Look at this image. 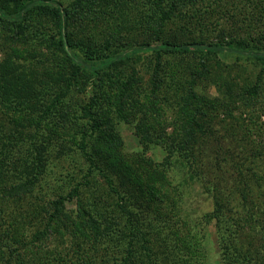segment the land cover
<instances>
[{
    "label": "trees",
    "instance_id": "1",
    "mask_svg": "<svg viewBox=\"0 0 264 264\" xmlns=\"http://www.w3.org/2000/svg\"><path fill=\"white\" fill-rule=\"evenodd\" d=\"M0 29L10 44L26 49L39 42L49 53L41 60L49 64L45 79L31 93L4 74L16 84L8 93L0 88V113L6 108L23 120L33 103L39 114L25 129L42 130L56 117L60 127L51 137L71 142L87 164L84 176L68 182L69 193L48 201L51 218L32 234L33 242H45L50 231H67L72 253L56 249L45 261H27L9 246L18 241V222L32 215L30 205H14L42 192L46 169L32 165L29 178L0 196V264H88L95 245H114L112 224L99 207L104 201L92 194L94 174L128 215L120 264H179L175 249L184 253L183 264H206L195 232L209 219L221 264H264V0H0ZM234 66L239 71L231 75ZM5 72L0 66V80ZM208 84L218 97L199 90ZM239 84L248 89L242 93ZM77 90L84 95L79 104L71 99ZM246 100L255 114L241 110ZM129 104L138 111L131 118ZM167 108L172 120L161 115ZM116 119L139 137L142 153L125 152ZM152 146L165 151L163 165L147 156ZM187 185L211 203L203 219L185 214ZM74 198L80 211L69 229L62 215ZM151 215L177 238L175 244L163 239L160 252L147 236Z\"/></svg>",
    "mask_w": 264,
    "mask_h": 264
},
{
    "label": "rangeland",
    "instance_id": "2",
    "mask_svg": "<svg viewBox=\"0 0 264 264\" xmlns=\"http://www.w3.org/2000/svg\"><path fill=\"white\" fill-rule=\"evenodd\" d=\"M48 56L49 53L46 48L39 42H35V44L28 46L26 49L18 44H10L7 40V35H5V33L0 29V66L3 71L6 69L8 72L3 73L2 80H0V88L7 93L9 90H12L13 86L16 84V80L7 76H16L19 79L18 82L20 81L18 85L19 88L22 89V93H28L29 91V93H31L33 88L36 87L35 84L40 82L41 79H45V77L41 76L46 72V66L49 64L42 63L41 60L42 58L43 60L46 59ZM12 67L15 69L14 71H12ZM236 70L237 68L234 66L232 68L231 75H235ZM15 71L17 73H25L15 74L13 73ZM238 71L239 70H237V72ZM4 74L7 76L4 77ZM226 74L227 72L216 75L218 77H224ZM251 74L255 75V72ZM181 75H184L185 77L187 76L185 71L184 74L181 73ZM243 84L248 86L246 80ZM243 84H239L237 86L242 93H244V90L248 89L247 87H244ZM37 88H39L38 84ZM263 89L261 90L262 101H264ZM199 90L212 98L219 96L217 88L210 84H208L207 87H199ZM78 91L79 90L74 92L73 96H71L72 101L77 104L84 99L83 93ZM30 105L31 106L28 107L29 110L22 115L23 120L15 118L6 108L1 110L3 114L0 113V196L5 195L7 189L11 185L13 186L14 183L15 185H19L25 179L29 178L32 165H44L46 170L41 183V185H43V193L41 191L37 192L39 194L38 199H35L34 196L30 198L27 197L25 198L26 201H23L22 203L18 201V205H14L16 209H21L24 206L27 208V205H30V209L28 211H32V215L18 222V241H10L9 246L20 250L23 254L22 258H24V260L34 261L42 259L45 261L46 258H51V255L55 254L56 249H62L66 251V253H72L71 248H73V242L70 239V233L62 231L63 235L59 232L57 236H54V231H50L53 236L50 240H46L45 242H36L35 239V242H33L32 234L38 230H43L44 227H40L43 219L45 222V220L48 221L51 218L50 215H52V211H49L50 206L48 205V201L54 199L55 195L59 193H69L72 187L68 182L73 181L74 178L78 181L79 178L84 176L87 164L83 159L82 154L74 149V145L71 142H59V137L57 135L51 137L50 133L53 131L55 132L56 127H58V129L60 127V121H58L56 117L46 120L45 125L42 126V130H37L35 129L36 127L25 129V124H27L26 122H32L39 114V112H34V104L31 103ZM164 107L165 105L160 103L159 108L161 109ZM252 107L256 108L246 100L245 103L243 102L241 110L248 115L251 114L253 109ZM36 109L39 110V107ZM167 111L168 108L165 110V113L164 111L163 113L162 111L160 113H162L161 115L164 114L165 118L172 117L173 112L171 111L173 110ZM136 113H138V111L133 109L129 104L127 108V114L129 117L131 118ZM256 114L260 115L258 112H256ZM261 114L262 121H264L263 113L261 112ZM149 117L151 119L153 118L150 114ZM168 119L172 120L173 118ZM220 119L222 120L223 116H221ZM77 123H80L79 126L84 125L82 121ZM114 124L116 125V130L120 133L124 141L125 152L142 153V144L139 137L134 134L132 128L121 119H116ZM34 130L35 134H33ZM59 131H61V133L65 132V130ZM166 131L169 132L171 129L167 128ZM65 139L68 138L66 137ZM41 151L42 155H39V152ZM147 156L150 157L156 164H164L163 160L165 159V151L160 148V146H152L147 153ZM173 166L176 167V165ZM175 170L176 169L173 168V172H171V179L174 183H176V179H178V176L175 175ZM92 178H94L91 184L93 185V197L104 201V205H100L99 207L106 217H108V222L112 224L113 230L110 237L113 241L115 240V243H113L114 245H111L112 243L110 242H107L104 245H95L90 251L93 258L88 262V264H120L123 244L125 242L127 243L129 240V238L126 237L127 227L125 225L127 224L128 215L117 205V195L109 189L103 177L98 174H94ZM186 187V196L184 197L186 201V204L184 205L185 214H191L194 219H203V217L206 214H209V211L211 210V203L209 199H206L204 195H199V191L197 189L194 190L192 186L187 185ZM31 203H33L32 206ZM11 206H13V204H11ZM79 211L77 199L74 198L69 200V202H66L65 212L62 215V221L67 223L68 226L72 224V221L77 222ZM182 213H184L183 210ZM146 221L151 225L150 229H147L146 231H148L147 236L152 238L151 244H154V247H152L153 250L160 252V250L162 251L164 249L165 242H163V239H167L169 244H175V240L177 239L176 236H172L160 220L151 215V217H148ZM118 222H120L119 227L116 226ZM207 223L208 225L204 224L203 230L200 228L197 232H193L198 234V236L203 239L205 263L221 264L219 259L220 246L218 243V236L216 235L215 228L213 226L214 222L212 219H209ZM144 228H146V224L144 225ZM69 229H71L70 226ZM156 231L160 232V235H158L159 240L157 242H155ZM167 232L171 237H167ZM64 233L69 234L64 236ZM135 247L141 248V244L139 243L137 246L135 245ZM145 253L142 251L143 257L147 259L148 257ZM174 255L177 256L175 262L182 261L179 264H183L185 262L183 261L186 259L184 253L180 252L178 249L174 250Z\"/></svg>",
    "mask_w": 264,
    "mask_h": 264
}]
</instances>
